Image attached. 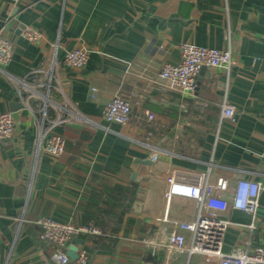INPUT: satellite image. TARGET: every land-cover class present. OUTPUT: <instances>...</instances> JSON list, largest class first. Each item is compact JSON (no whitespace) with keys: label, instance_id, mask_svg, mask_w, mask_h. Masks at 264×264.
Segmentation results:
<instances>
[{"label":"crops","instance_id":"crops-1","mask_svg":"<svg viewBox=\"0 0 264 264\" xmlns=\"http://www.w3.org/2000/svg\"><path fill=\"white\" fill-rule=\"evenodd\" d=\"M26 27L40 39H27ZM2 29L14 50L0 69V113H12L15 132L0 142V264H56L36 220L48 216L84 225L82 207L92 190L132 182L139 186L128 215L136 220L134 230L125 236L123 228L99 243L96 236H81L79 250L87 251L88 264H187L185 253L168 257L147 245L166 240L172 224L195 210L186 200L167 205L169 167L203 173L213 164L214 179L260 183L255 215L234 208L225 214L233 224L222 248L228 255L248 242L250 248L261 244L264 0H0ZM184 44L231 49L229 76L221 68L205 67L193 96L168 89L160 79L162 67L180 62ZM76 48L90 53L82 69L65 64ZM52 67L57 80L49 82ZM41 95H49L50 102ZM116 95L132 104L129 125L104 119ZM225 102L236 109L232 120L222 117ZM46 106L68 108L63 115L68 124L54 130L66 140L59 158L50 156L39 139L36 118ZM149 113L156 117L152 124L146 121ZM193 261L207 264L198 255L188 264Z\"/></svg>","mask_w":264,"mask_h":264},{"label":"built area","instance_id":"built-area-1","mask_svg":"<svg viewBox=\"0 0 264 264\" xmlns=\"http://www.w3.org/2000/svg\"><path fill=\"white\" fill-rule=\"evenodd\" d=\"M24 36L30 41L40 39V34L33 28L26 27ZM14 50L13 41L0 30V69L12 60ZM181 60L177 64L165 63L160 73V79L170 90L193 96L197 83V76L203 68H221L230 74L234 65L231 49L219 50L211 47L184 44L180 47ZM90 53L85 48H76L65 57V64L71 69H82L89 61ZM48 75L49 82L57 80L54 67ZM9 80L17 82L27 92L32 93L31 87L9 75ZM46 102H50L49 95H41ZM47 107L36 118L40 128L39 139L45 140L46 152L59 158L65 152V138L55 133L59 127L68 124V117L63 115L68 112L67 106L56 107L58 116L49 120ZM235 107L227 102L223 105V119H233ZM76 119H82L74 114ZM155 115L147 114L146 121L154 123ZM104 119L108 124L126 126L133 119L132 104L128 98L116 95L105 107ZM15 132V121L12 113H0V142L10 139ZM151 136V133H149ZM264 158V152L262 153ZM153 162L159 161V156L154 153ZM213 164L211 165V167ZM209 171L199 173L191 170L169 167L165 175L164 199L167 205L174 200H186L194 204L192 216L186 220H177L168 233L166 240H155L147 243L148 247L160 248L168 257L176 253H185L189 260L201 256L207 264H264V239L256 248H250L248 242L245 248H237L230 254L223 252V239L228 228L233 224L225 214L230 208L255 215L258 209V200L262 185L257 181L241 179L233 183L228 178H213ZM229 195V197H228ZM165 221V219H163ZM35 224L40 229V239L52 248L51 259L56 264H88L89 256L85 249L78 251V258L72 261L68 255L69 246L75 237L101 235L102 231L90 222L78 225L74 222H61L52 217L44 216L36 220ZM254 229V224L249 225ZM187 263V264H188Z\"/></svg>","mask_w":264,"mask_h":264},{"label":"trees","instance_id":"trees-1","mask_svg":"<svg viewBox=\"0 0 264 264\" xmlns=\"http://www.w3.org/2000/svg\"><path fill=\"white\" fill-rule=\"evenodd\" d=\"M48 119L56 117L54 107L47 109ZM66 149V145H65ZM139 186L132 182L128 187L112 186L107 190H92L82 207L85 224L93 222L101 231V235L94 237V242L109 241L110 234H118L123 228L128 233L134 230L136 220L128 217L132 212Z\"/></svg>","mask_w":264,"mask_h":264},{"label":"water","instance_id":"water-1","mask_svg":"<svg viewBox=\"0 0 264 264\" xmlns=\"http://www.w3.org/2000/svg\"><path fill=\"white\" fill-rule=\"evenodd\" d=\"M21 106L23 107L24 105H17V104H13L12 105V107L16 108V109L20 108ZM16 109H12V110H16ZM143 163L151 164L148 161L143 162ZM134 177H135V175H133L132 179H134ZM83 244H84V241L80 237H76L73 240L72 244L69 246L68 255H69V257L71 258L72 261H75L78 258L79 246L83 245Z\"/></svg>","mask_w":264,"mask_h":264},{"label":"rangeland","instance_id":"rangeland-1","mask_svg":"<svg viewBox=\"0 0 264 264\" xmlns=\"http://www.w3.org/2000/svg\"><path fill=\"white\" fill-rule=\"evenodd\" d=\"M192 264H194V261L192 262Z\"/></svg>","mask_w":264,"mask_h":264}]
</instances>
